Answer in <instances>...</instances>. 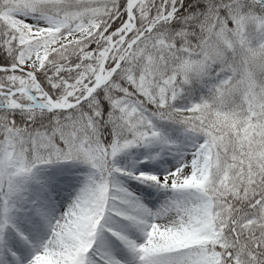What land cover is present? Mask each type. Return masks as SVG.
Wrapping results in <instances>:
<instances>
[{
  "label": "snow or ice",
  "instance_id": "1",
  "mask_svg": "<svg viewBox=\"0 0 264 264\" xmlns=\"http://www.w3.org/2000/svg\"><path fill=\"white\" fill-rule=\"evenodd\" d=\"M0 264H264V0H0Z\"/></svg>",
  "mask_w": 264,
  "mask_h": 264
},
{
  "label": "rangeland",
  "instance_id": "2",
  "mask_svg": "<svg viewBox=\"0 0 264 264\" xmlns=\"http://www.w3.org/2000/svg\"><path fill=\"white\" fill-rule=\"evenodd\" d=\"M54 167H58L60 168L62 171L58 174V175H52V177L56 176V177H63L65 178L67 181H72L74 182L75 179H70L71 178V174L73 175L75 172L73 170H78L76 167H73L72 165H60V166H54ZM54 167H51V168H48V169H45L43 173H41V175L43 176V174H45V176L48 177V174L50 172H47V171H50L52 170ZM76 174V173H75ZM66 177V176H68ZM77 176V175H76ZM50 178V179H51ZM143 187V186H142ZM139 195H141L143 197V193H138ZM153 199H155V197H153ZM57 203V202H56ZM57 207H59V201L57 203ZM98 243H101L103 244L104 246H106L107 248H109L111 251H112V248H118L120 245L119 241H117L115 238L109 236L108 234H104V236H102L99 240H98ZM113 254L117 255L116 253H114L112 251ZM122 259H129L130 260V256L129 254L126 252L122 255Z\"/></svg>",
  "mask_w": 264,
  "mask_h": 264
},
{
  "label": "bare ground",
  "instance_id": "3",
  "mask_svg": "<svg viewBox=\"0 0 264 264\" xmlns=\"http://www.w3.org/2000/svg\"><path fill=\"white\" fill-rule=\"evenodd\" d=\"M62 170L60 169V168H58V167H54L52 170H50V171H47V172H50L49 174H48V177L47 176H45V174H43V177H45V178H48V179H50L51 178V176L54 174V175H58L60 172H61ZM75 173L72 175L71 174V178L69 177V175L68 176H66V177H68V178H70V179H76V175H77V173H78V170H73ZM142 187V186H141ZM57 203H58V201H56ZM112 251L114 252V253H116L117 254V256L119 257V258H122V255L124 254V253H126L127 251L125 250V249H123L121 246H119L118 248H112Z\"/></svg>",
  "mask_w": 264,
  "mask_h": 264
}]
</instances>
